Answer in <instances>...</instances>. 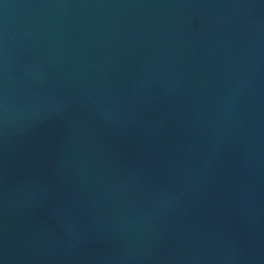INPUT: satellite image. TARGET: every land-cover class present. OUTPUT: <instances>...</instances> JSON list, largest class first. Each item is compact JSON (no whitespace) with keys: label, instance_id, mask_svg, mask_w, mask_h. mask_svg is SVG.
<instances>
[{"label":"water","instance_id":"obj_1","mask_svg":"<svg viewBox=\"0 0 264 264\" xmlns=\"http://www.w3.org/2000/svg\"><path fill=\"white\" fill-rule=\"evenodd\" d=\"M0 264H264V0H0Z\"/></svg>","mask_w":264,"mask_h":264}]
</instances>
